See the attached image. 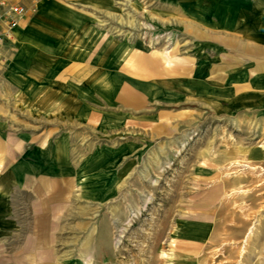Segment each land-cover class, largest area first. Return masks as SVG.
I'll use <instances>...</instances> for the list:
<instances>
[{
    "label": "crops",
    "instance_id": "crops-1",
    "mask_svg": "<svg viewBox=\"0 0 264 264\" xmlns=\"http://www.w3.org/2000/svg\"><path fill=\"white\" fill-rule=\"evenodd\" d=\"M147 1L169 51L117 36L135 25L115 0H0L27 10L0 51V264H55L56 220L114 199L144 145L203 115L264 116V0ZM78 142L100 147L74 159Z\"/></svg>",
    "mask_w": 264,
    "mask_h": 264
},
{
    "label": "rangeland",
    "instance_id": "rangeland-1",
    "mask_svg": "<svg viewBox=\"0 0 264 264\" xmlns=\"http://www.w3.org/2000/svg\"><path fill=\"white\" fill-rule=\"evenodd\" d=\"M115 5L135 25L122 24L117 36L170 50V36L149 21V1ZM47 127L42 135L66 133ZM67 146L75 159L100 144ZM118 162L114 199L91 206L84 198L72 217L56 220L55 264H264V116L203 115L178 135L144 145L136 159ZM111 172L74 177L72 186L89 180L106 187Z\"/></svg>",
    "mask_w": 264,
    "mask_h": 264
},
{
    "label": "built area",
    "instance_id": "built-area-1",
    "mask_svg": "<svg viewBox=\"0 0 264 264\" xmlns=\"http://www.w3.org/2000/svg\"><path fill=\"white\" fill-rule=\"evenodd\" d=\"M49 1V0H47ZM27 14V10L20 5L2 4L0 8V51L4 42L10 39L14 28Z\"/></svg>",
    "mask_w": 264,
    "mask_h": 264
},
{
    "label": "bare ground",
    "instance_id": "bare-ground-1",
    "mask_svg": "<svg viewBox=\"0 0 264 264\" xmlns=\"http://www.w3.org/2000/svg\"><path fill=\"white\" fill-rule=\"evenodd\" d=\"M250 236V235H249ZM119 242H117V244H118Z\"/></svg>",
    "mask_w": 264,
    "mask_h": 264
}]
</instances>
